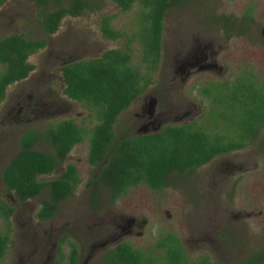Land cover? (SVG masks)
<instances>
[{
  "label": "rangeland",
  "instance_id": "obj_1",
  "mask_svg": "<svg viewBox=\"0 0 264 264\" xmlns=\"http://www.w3.org/2000/svg\"><path fill=\"white\" fill-rule=\"evenodd\" d=\"M7 5L8 8L23 7L20 21L27 22L24 30H29L30 38L45 37L48 41L44 50L31 57L37 64L45 60L55 63L59 58L87 59L98 56L105 49L120 48L130 51L132 66L145 68L135 35L141 10L136 3L130 10L122 11L112 0H103L102 8L96 12L65 17L59 32L51 37L44 36L38 8L32 3L13 0ZM247 7H252L251 18L244 17ZM104 14L112 16L111 25L121 29L123 37L110 41L101 35L99 22ZM221 15L235 17L238 25L229 40L216 19ZM201 49L208 58L215 59L220 69L194 70L189 77L177 71L183 60L199 56ZM247 72L254 73L257 80L264 83V0H175L163 20L160 61L151 73L152 84L145 93L157 97V110L184 111L190 106L192 111H203L208 109L209 103L199 91L202 86L210 81L230 82ZM32 80L36 78L28 82ZM15 89V86L9 87L10 96ZM144 94L119 115L114 124L116 138L136 131L138 116L128 114L140 110ZM71 103L72 118L86 133L83 141L72 148L67 162L77 166L81 182L74 194L61 201L57 217L41 223L38 229H57L58 235H68L70 241L82 246L84 256L78 264H91L85 263L91 233L98 242L111 239L120 230L116 222L124 225L129 219H134L131 233L121 234L120 231V238H115L128 241L141 250H151L160 234L167 231L180 239L190 259L206 254L213 261L233 262L264 249V148L261 138L242 150L215 156L191 174L174 172L173 185L163 190H153L141 183L113 202L101 190L94 208L87 196L91 189L86 182L97 170L88 164L87 152L89 132L97 119H89L90 109L84 104ZM177 105L179 107L174 108ZM160 116L164 124L178 122L174 119L177 115ZM56 120L44 118L24 127L5 121L0 115V186L5 165L19 149L21 133L29 128L43 130ZM188 120L202 123L199 115H189ZM34 148L46 151L49 146L42 141ZM40 199L41 196L32 199L11 223L9 246L0 264H18L21 260L25 264L21 256L23 234L36 226L33 213ZM31 216L34 219L28 223ZM0 230H7L3 219H0ZM39 236L43 234L39 232ZM66 246L64 244V251H68ZM37 248L42 249L40 245Z\"/></svg>",
  "mask_w": 264,
  "mask_h": 264
},
{
  "label": "trees",
  "instance_id": "obj_2",
  "mask_svg": "<svg viewBox=\"0 0 264 264\" xmlns=\"http://www.w3.org/2000/svg\"><path fill=\"white\" fill-rule=\"evenodd\" d=\"M40 8L42 29L45 33L57 30L64 15L77 16L96 12L103 0H28ZM122 11L130 10L136 3L141 7L139 29L135 35L141 48L140 66L130 64L127 49L111 48L99 57L78 60L60 68L64 77V93L84 104L97 115L96 124L90 129L88 162L97 170L89 178L87 186L95 193L107 191L114 201L131 187L145 184L153 190H163L173 185L174 172L191 174L207 164L216 155L247 146L259 136L264 126V84L256 83L246 74H240L234 82L222 85L221 92L204 88L212 96L209 111H230L235 115H203L200 125L167 124L159 131L149 134H132L116 138L114 124L120 113L140 95L152 81L151 73L157 69L161 56L163 18L175 0H112ZM2 2V0H0ZM251 8H247V14ZM111 15H102L100 31L106 38L116 39L123 34L111 25ZM222 21L225 36H231L233 23L227 15L217 16ZM45 45L44 40H27L14 35L0 42V50L11 48L18 54L17 61L9 63L0 72V98L8 84L24 78L33 68L25 57ZM14 58V56H13ZM2 59L5 55L2 54ZM212 87V88H214ZM86 131L73 120H61L44 132L28 130L20 138V149L4 167L2 179L18 201H24L47 187L49 198L42 201L39 215L52 216L58 203L73 194L80 177L77 167L69 163L61 177L47 182L38 176L51 173L62 163L71 148L83 141ZM47 135L54 152L48 153L32 148L33 144ZM12 208L0 198V219L10 226ZM8 231L0 230V261L8 242ZM70 263L74 264L75 244L70 243ZM61 253L58 264H64ZM99 264H264V253L256 252L250 257L234 262L212 261L207 255L189 259L179 238L172 232L160 234L153 250L135 249L123 241L110 248Z\"/></svg>",
  "mask_w": 264,
  "mask_h": 264
},
{
  "label": "flooded vegetation",
  "instance_id": "obj_3",
  "mask_svg": "<svg viewBox=\"0 0 264 264\" xmlns=\"http://www.w3.org/2000/svg\"><path fill=\"white\" fill-rule=\"evenodd\" d=\"M9 1L11 2L13 0H2V2H0V42L3 41L4 39L9 38V37L14 36V35L22 36L27 40H29V39L36 40V39H32L29 37V30H24V28L27 25V22L21 23V21H20L21 17H23V15H24L23 7L20 8V7H15V6L11 7L10 6L8 8L7 4ZM22 1L24 3L30 2L35 7L38 8V17H39L40 23H41V18L39 16L40 8L38 6H36L31 1H28V0H22ZM250 8H251V12H252V7H250ZM251 12L249 13V15H246L247 14V9H246L244 17L251 18L250 17ZM67 16L72 17L71 15H64L60 20V23L58 25L57 30L53 33H45L42 29V23H41L40 26H41V29H42L44 36L51 37V36H54L56 33H58L60 30V25H61L63 19ZM164 18H165V16H164ZM164 18H163V20H164ZM216 19H217V22L221 25L223 35L226 38L224 28L222 25V21L219 20L217 18V16H216ZM228 19L233 23V29L231 31V33H232L231 36H233V35H235L234 33L236 32L238 25H236L235 17L228 15ZM139 26H140V24H139ZM121 32L123 34L120 36V38L125 35L124 32L120 29V33ZM100 33L102 35L101 31H100ZM162 35H163V32H162ZM231 36L229 37V39L231 38ZM104 38H106V37H104ZM41 39L45 41V45L41 48H38L35 52H33V53H31L25 57L24 61L26 63H31L33 65V68L29 71L28 75L24 78H21L19 80L14 81L11 84H8L6 86V88L4 90V95L2 98H0V107L5 105V107L2 110L0 109V115H3V119L5 121H9V122L12 121V122H14L18 125H22L24 127H26L30 124L40 122L44 118H48V119H52V120H56L57 118H59V119L54 121L53 124L49 125L47 128H45L43 130L37 129V128H29V129L24 130L21 133V135L19 136V149L21 146L20 138L26 131L38 130L40 132H44L50 126L56 125L61 120L71 119L74 121V119L72 118V111L73 110H72V103L71 102H73L74 104H81V102L68 97L64 93L65 82H64V77L62 75V72L60 71V68L66 64H69V63H72V62H75L78 60H87V59L99 57L103 51L108 50V49H105L102 52H100V54L98 56L90 57L87 59H80L77 57H72L69 59L59 58L58 62H55V63L45 60V63L37 64L31 60L32 55L36 54L37 52H39L41 50H44L48 46V41H46L45 37L44 38H38V40H41ZM106 39H109L111 41V40H116L118 38H116V39L106 38ZM229 39H227V40H229ZM161 40H162V36H161ZM2 54L5 55L4 60L2 59ZM199 54H200L199 56L192 55L190 57V59L183 60L182 66L178 67L177 71H181V72L185 73V75L187 77H189L194 72V70L220 69V66H218V63L215 61V59L213 57L208 58V54L206 52L202 51V49L199 50ZM209 55H212V54L209 53ZM13 56H14V58H13ZM51 56H52V54H51ZM48 57L51 58L50 56H48ZM18 58H19V55L13 54L11 48H6L5 50H0V72H2L3 70H6L9 66V63H11L13 61H17ZM246 75L248 77L254 79L256 83H263V82L257 80L256 75L254 73L247 72ZM238 76H236L230 82H234ZM33 78H36V80H32V82H28V80L33 79ZM227 82H229V81L228 80H225V81L223 80L221 82L220 81H210V82H208V84H206L200 88V90H199L200 93L208 100V103H209V107L207 110L192 111L193 108L192 107L190 108V106H188L184 111L172 112L173 108L171 110H169V109L157 110V104H158L157 97L155 95H150V94L147 95L145 93L148 91L150 85L152 84V81H151L148 84V86L146 87V89L140 94V95H142L144 93L146 94V95L145 94L143 95V102L140 106V110L128 114V115H137L138 116L137 120L139 121V125L136 128L135 132H129V134H127V135L149 134V133L159 131L163 126L167 125V124H164V121L162 120V117L160 115H177L174 117V119L178 120V122L177 123L175 122L173 124H193V125H197V122L192 121V120L189 121L188 120L189 115H199L201 117L202 122L205 121L204 118L202 117L203 115H235V113H231L230 111H215V112L209 111V108L212 104V96L206 95L203 91L204 88H211L212 92H221V90L225 91L223 89L224 87H222V85L218 86L219 88L214 87L213 85L225 84ZM11 86H15L16 89H15L14 93L10 96V93L8 90H9V87H11ZM212 87H214V88H212ZM140 95H138L136 98H134L132 100L131 104ZM178 107H179V105H177L174 108H178ZM87 115L89 116L90 120H91V117L97 119V117H96L97 114L91 110H89ZM263 133H264V126H261L260 130H259V136L255 140H253L251 143H249L247 146H249L250 144H252L256 140H259L261 138V142H262L261 147L264 148ZM42 141H45L49 146L48 150H46L44 152L53 153L54 150H53L52 145L50 144V141H49L47 135H43L42 138L37 140L33 144L32 148H34L37 143L42 142ZM247 146L240 148V149L232 150L230 152H236V151L242 150V149L246 148ZM72 148H71V150H72ZM71 150L66 154L62 163L58 164L51 173L39 175L37 180L41 181V182H47V181L53 180L55 178L61 177V174L66 170V166L70 163V162H67V159L70 155ZM87 154H88V152H87ZM221 154H223V153H221ZM13 155H12V157H13ZM87 162H88V159H87ZM72 164H74V163H72ZM88 164L90 166H92L89 162H88ZM92 167L95 168L94 166H92ZM96 172L94 173V175L96 174ZM2 174H3V172H2ZM78 176H79V174H78ZM88 180H87V182H88ZM80 182H81V180H80ZM87 182H86V184H87ZM74 192H73V194H74ZM104 193L107 195V197L109 199V195H108L107 191H105ZM101 194L102 193L100 191L95 193V194H94V192L91 191L87 195L88 199H90L94 208H96ZM39 196H41V199L39 200L38 207L36 209H34L35 212L33 213V216L36 219H34V217H32V216L27 219L28 223L30 222V220L34 219L36 221V226L33 228H29L30 224H28L29 230H27L23 234V241H22V245H21V249L23 250V253L21 256H23L24 263L25 264H58V262L60 261L61 253H63L65 256L62 258V262L64 264H69L70 260H71L70 259V254H71L70 243H73V244H75V247L77 250L76 251L77 255L75 257L74 264H78L80 262L81 258L84 256L82 246H79V244L76 242L70 241L68 235H65V234L64 235H58L57 229H51V228H49L48 230L47 229H38V227L41 226V223H44L47 221H52L57 217L58 210H59V204L61 203V201H63L64 199H66L68 197L67 196L66 198H64L63 200H61L58 203L57 211L55 212L54 215L41 217L39 215V212H40V209L42 207V201L49 198V196H50L47 187L43 188L40 193L36 194L35 196H33L31 198H28L24 201H18L16 199V197L13 195V193L6 187V185L4 184L3 179H2L1 186H0V198L3 199L5 202H7L8 205L12 208V213L10 215V226H9V229L7 228V230H6L9 232L8 233L9 242H10V233L12 232L11 223L15 222L16 215H18L20 212H23V210H24L23 207L27 206L32 199L39 197ZM121 196H119V197H121ZM9 197H11V198H9ZM118 198H116V199H118ZM109 201L113 202L110 199H109ZM18 208H22V209L19 210ZM133 222H134V219L127 220L124 225H121L120 222H118V224H117V222H116V226L119 227L120 230H119V232L115 233L114 236L117 238H120V231H121V234L125 233V232L131 233L132 230H131L130 226L133 224ZM29 232H31V233H29ZM39 232H41L43 234V236H39ZM167 232H171V231H167ZM115 237H112L111 239H108V240L98 242L94 238V235L91 233L90 234V249H89V252L86 256L85 263L99 264L103 260L105 253L110 248H112L115 245H117L118 243L124 241V240L120 241L118 239L116 240ZM9 242H8V246H9ZM126 242H128V241H126ZM64 244L67 245L66 247H67L68 251H64ZM38 245L41 246V248H42L41 250H37ZM8 246H7V249H8ZM132 247L135 248L133 245H132ZM135 249H137V248H135ZM151 250H153V248ZM256 252L264 253V249L252 252L251 254H249L248 256H246L244 258L250 257L251 255H253ZM203 255H206V254H203ZM220 262H222V261H220ZM224 263H227V262H224ZM18 264H22V260L19 261Z\"/></svg>",
  "mask_w": 264,
  "mask_h": 264
}]
</instances>
